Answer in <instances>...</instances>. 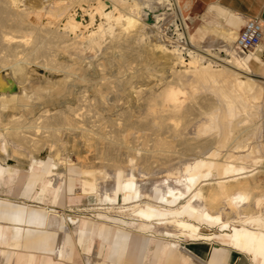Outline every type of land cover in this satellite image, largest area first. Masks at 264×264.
I'll use <instances>...</instances> for the list:
<instances>
[{
    "label": "bare ground",
    "instance_id": "6f19581e",
    "mask_svg": "<svg viewBox=\"0 0 264 264\" xmlns=\"http://www.w3.org/2000/svg\"><path fill=\"white\" fill-rule=\"evenodd\" d=\"M191 4L0 0V161L45 169L52 183L79 169L90 194L122 201L120 216L142 232L179 250L217 236L264 264V186L252 178L264 160V81L249 64L264 47L238 49L243 18L218 3L205 26L184 30ZM69 144L75 159L57 158ZM141 151L163 157L160 169H142Z\"/></svg>",
    "mask_w": 264,
    "mask_h": 264
},
{
    "label": "crops",
    "instance_id": "0c3cea01",
    "mask_svg": "<svg viewBox=\"0 0 264 264\" xmlns=\"http://www.w3.org/2000/svg\"><path fill=\"white\" fill-rule=\"evenodd\" d=\"M191 2V7L218 3L244 21L260 18L264 22V0ZM249 64L254 74L264 75V59L250 57ZM7 169L0 161V189L14 196L0 198V264H254L251 256L241 255L246 253L212 240H204L205 245L181 240L179 250L171 238L144 233L128 219L108 213L99 214L96 220L82 217L72 221L77 217H71L73 230L67 217L52 205H64L66 199L79 202L91 195L78 169L56 183L45 169ZM20 185L25 186L23 191ZM20 196L43 204H28Z\"/></svg>",
    "mask_w": 264,
    "mask_h": 264
},
{
    "label": "rangeland",
    "instance_id": "374dc122",
    "mask_svg": "<svg viewBox=\"0 0 264 264\" xmlns=\"http://www.w3.org/2000/svg\"><path fill=\"white\" fill-rule=\"evenodd\" d=\"M194 4V3H193ZM193 6V5H192ZM207 9H208V6H204V5H194L193 7H191L190 9H189V11L187 12V17L188 18H186L185 20H183V22H182V26H183V28H184V30H185V26H187V25H191L190 26V32L191 33H193L196 29H197V27L198 26H201V27H203V26H205L206 25V19L207 18H210L211 16L209 15V17H207ZM207 17V18H205V20L203 19V17ZM190 17L193 19V22L191 23V20H190ZM195 19V20H194ZM244 24V20H243V23H242V25ZM185 25V26H184ZM242 25H241V27H242ZM181 26V27H182ZM240 27V28H241ZM240 28H239V30H240ZM239 30H238V32H239ZM185 40H186V43H187V47L188 48H190L191 50H193V51H196V52H201L202 51V49H200L201 47L199 46V45H201V43H200V41H197V45L195 46H193L192 44H191V42H190V39H189V36H188V34L185 32ZM198 52V53H199ZM212 59H214V61H216V62H218V63H220V64H223V65H226V66H228V67H230L227 63H225V62H223V61H221V60H219L218 58H216V57H213ZM136 62L134 63V65L136 66ZM158 67H161V66H158ZM254 77L256 78V79H258V80H260V81H264V75H262V74H254ZM135 131H137V130H134V132H132V134L129 136V137H135V135H136V137H135V139L136 140H138V141H142L143 139H145V138H147L148 136V134H147V132H145V131H137V132H135ZM134 133H136V134H134ZM142 137V138H141ZM140 138V139H139ZM142 139V140H141ZM70 148V149H69ZM72 147H71V145L69 144V146H68V150H62V149H60V151H57V158H59V157H61L62 156V154H63V157H65V156H67L68 155V153H71V154H69V155H71L72 156V158H74V156H75V152L71 149ZM145 151H141L139 154H137L136 155V161H138V163H139V166L142 168V169H144V170H148V169H150V170H154V171H156L157 169L159 170L160 169V167L162 166L161 165V163L162 162H160L161 161V159L163 158V157H160V156H158V157H156V158H150V160L149 161H144V154H146V152L144 153ZM191 152V153H190ZM61 153V154H60ZM66 153V154H65ZM74 153V154H73ZM193 154V153H196L195 151L193 152V151H188V152H186L185 154H182L181 156L183 157V156H186L187 154ZM58 154H60V155H58ZM65 154V155H64ZM89 154V153H88ZM92 154H96V152H92ZM167 156H168V154H167ZM171 156V158L173 157L172 155H170V153H169V157ZM187 156H189V155H187ZM262 156L264 157V155H263V152H262ZM140 157V158H139ZM75 159V158H74ZM264 159V158H263ZM47 161H52V158H48L47 159ZM140 161V162H139ZM144 161V162H143ZM158 161V162H157ZM141 162L143 163L142 165H141ZM106 163L108 164V161L107 160H103V161H101L100 162V166L98 165V163H97V166H95L94 168H97V169H99V168H101L102 166H104V165H106ZM156 163L158 164V165H160V166H158V165H156ZM155 164V165H154ZM261 165H259V167H257V172L252 176V178H255V180H256V182H257V184L258 185H261V186H264V160H263V162L262 163H260ZM144 165V166H143ZM143 166V167H142ZM158 166V167H157ZM151 167V168H150ZM153 167V168H152ZM155 167V168H154ZM78 171H79V173H80V170L78 169ZM250 178H251V176H250ZM251 178V179H252ZM213 179H218V174H214V176H213ZM20 189L23 191L24 189H25V186H23V185H20ZM261 190V191H260ZM263 190H264V187H262L261 189H259V192H263ZM13 196V195H11L10 193H5V192H3V190L2 189H0V198H5V197H8V196ZM14 197V196H13ZM13 199H15V200H18V198H13ZM19 199L21 200V201H27V203L28 204H31V205H36V206H40V205H42L43 204V202L42 201H40V200H38V199H28V198H22V196H20L19 197ZM144 200H146V199H144ZM100 201V202H99ZM182 201H184V200H182ZM109 200H105V199H103V202H102V200H100V199H98V197L97 196H95V195H88V196H83L81 199H80V201L79 202H70L68 199H66V202L64 203V205H58V204H55V205H52V207L53 208H55V209H57L59 212H60V214L61 215H64V216H66L67 217V219L69 220V222H70V226H71V228L74 230L75 228H74V224L72 223V221H70L71 220V217H77V219H79V218H82V217H89V218H93V219H99L98 217H99V214H102V213H108V214H111V215H113L114 217H121L120 216V214H121V205L120 204H122V201H120V204L118 203H116V204H112V202H110ZM109 203V204H108ZM113 207V208H112ZM101 208V209H100ZM120 208V209H119ZM97 209V210H96ZM114 209V210H113ZM118 210V211H117ZM216 229H219L218 227H215V228H209V230H208V233H210V232H213V231H215ZM225 231H229V230H225ZM222 232V231H221ZM176 240V239H175ZM185 241H183V242H186V243H189V244H193V243H196V244H201V245H205V243H204V240H209V239H199V241H191L190 239H184ZM201 240V241H200ZM213 241H216V242H219V243H223V244H226V245H229V244H227L225 241H223L221 238H219V237H217V236H215L213 239H212ZM218 244V243H217ZM230 246V245H229ZM232 247V246H231ZM234 248V247H233ZM236 249V248H235ZM236 250H238V249H236ZM239 251V250H238ZM244 253V252H243ZM241 255H243V256H247V257H249L250 256V254H248V253H246V254H241ZM249 255V256H248ZM250 258V257H249ZM79 260V259H78ZM79 262V264H82L81 263V261H78ZM252 262V261H251ZM253 264V263H252Z\"/></svg>",
    "mask_w": 264,
    "mask_h": 264
},
{
    "label": "built area",
    "instance_id": "2783aa9c",
    "mask_svg": "<svg viewBox=\"0 0 264 264\" xmlns=\"http://www.w3.org/2000/svg\"><path fill=\"white\" fill-rule=\"evenodd\" d=\"M263 41V21L260 18L246 19L236 39L238 49L245 52L254 51Z\"/></svg>",
    "mask_w": 264,
    "mask_h": 264
},
{
    "label": "water",
    "instance_id": "95a60500",
    "mask_svg": "<svg viewBox=\"0 0 264 264\" xmlns=\"http://www.w3.org/2000/svg\"><path fill=\"white\" fill-rule=\"evenodd\" d=\"M8 91L10 92H14V91H17V87L16 86H12L8 89Z\"/></svg>",
    "mask_w": 264,
    "mask_h": 264
}]
</instances>
